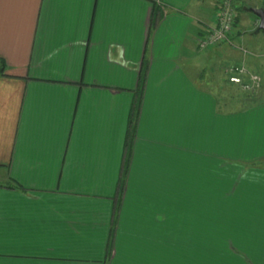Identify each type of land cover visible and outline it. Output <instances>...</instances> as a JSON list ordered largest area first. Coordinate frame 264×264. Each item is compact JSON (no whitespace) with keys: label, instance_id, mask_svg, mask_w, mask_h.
Wrapping results in <instances>:
<instances>
[{"label":"crops","instance_id":"1","mask_svg":"<svg viewBox=\"0 0 264 264\" xmlns=\"http://www.w3.org/2000/svg\"><path fill=\"white\" fill-rule=\"evenodd\" d=\"M218 3L0 0V264H264V101L223 110L236 57L196 45ZM233 7L245 41L264 0Z\"/></svg>","mask_w":264,"mask_h":264},{"label":"rangeland","instance_id":"2","mask_svg":"<svg viewBox=\"0 0 264 264\" xmlns=\"http://www.w3.org/2000/svg\"><path fill=\"white\" fill-rule=\"evenodd\" d=\"M252 10L253 9H248L245 12L242 11L238 16L241 27H238V32H241L242 37H244L247 42L241 41L239 37L235 38L232 45H227V49L233 52L236 59L230 63H224L220 68L222 73L220 74L221 84L225 87H231L229 92H225V90L220 88L221 91L217 93L220 107L226 111L246 109L260 101H264V70L260 68L264 65V56H262L264 55V33L257 31L260 33L258 37L253 34V32L256 31V28H254L253 25V21L256 20V17L251 12ZM257 41L259 45L258 49L255 50V48H253V43ZM248 61L255 62V64L258 65V70L256 71V69H254L258 75H255L248 70ZM234 68H244L248 74L257 76L260 81V87L254 91H243L240 87L230 84L228 78L232 76L230 71ZM243 80L245 84L248 83L247 79L244 78ZM230 97L233 99L232 101H229Z\"/></svg>","mask_w":264,"mask_h":264},{"label":"built area","instance_id":"3","mask_svg":"<svg viewBox=\"0 0 264 264\" xmlns=\"http://www.w3.org/2000/svg\"><path fill=\"white\" fill-rule=\"evenodd\" d=\"M233 2L234 0H219L214 25L207 27L206 32L197 40L196 45L199 51L232 45L230 38L236 25ZM230 73L232 76L228 78V82L240 87L243 91H254L260 87L258 77L248 74L244 68H234ZM244 78L247 79V84L244 83Z\"/></svg>","mask_w":264,"mask_h":264},{"label":"water","instance_id":"4","mask_svg":"<svg viewBox=\"0 0 264 264\" xmlns=\"http://www.w3.org/2000/svg\"><path fill=\"white\" fill-rule=\"evenodd\" d=\"M251 12L259 20L258 31L264 33V10H253Z\"/></svg>","mask_w":264,"mask_h":264},{"label":"trees","instance_id":"5","mask_svg":"<svg viewBox=\"0 0 264 264\" xmlns=\"http://www.w3.org/2000/svg\"><path fill=\"white\" fill-rule=\"evenodd\" d=\"M1 64V71H0V75H3L4 71H5V67H4V64L3 63H0Z\"/></svg>","mask_w":264,"mask_h":264}]
</instances>
